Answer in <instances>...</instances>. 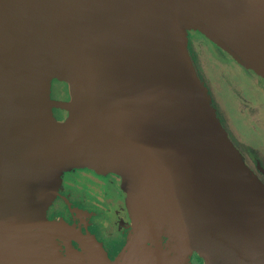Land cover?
I'll return each mask as SVG.
<instances>
[{"label": "water", "instance_id": "obj_1", "mask_svg": "<svg viewBox=\"0 0 264 264\" xmlns=\"http://www.w3.org/2000/svg\"><path fill=\"white\" fill-rule=\"evenodd\" d=\"M186 26L264 82V0H0V264H71L43 210L62 172L101 166L135 190L137 264H186L192 251L206 264H264V185L209 104ZM48 58L81 116L62 134L42 116V144Z\"/></svg>", "mask_w": 264, "mask_h": 264}, {"label": "rangeland", "instance_id": "obj_2", "mask_svg": "<svg viewBox=\"0 0 264 264\" xmlns=\"http://www.w3.org/2000/svg\"><path fill=\"white\" fill-rule=\"evenodd\" d=\"M183 33L185 36L184 38L187 54L193 65V68L195 69L199 81L204 87L209 104L213 108L214 113L216 110L215 108H217L220 112L223 111L224 114L229 116L233 123V135L237 140H242L247 144L251 142L259 143V139L263 137V135L259 132L261 129H258L257 123L260 126L264 123V82L251 71L234 61L223 49L214 45V43L206 38L205 35H202L197 29H192L191 27L186 26ZM37 72L39 73L41 82L45 83V89L44 86H42V102L45 98L46 103L42 113L40 111L39 126L37 128L36 134L42 144H45L49 141L48 135L46 134L47 131L43 130V126L40 124V121H44L45 119L50 120L53 118V121L59 125L64 124L66 121H69L75 117L79 119L81 114H79V112L74 110L72 107V97L74 99L73 87L62 75L59 65L57 66V64L49 58L48 62L44 64L42 63V65L40 64L39 60ZM259 102L262 104V108L258 110L257 106ZM42 116H44L45 119H42ZM219 123L224 129L222 123L220 121ZM50 125L51 128H53V125ZM64 126L65 124L62 125L63 130L55 126L59 134H62L64 130L66 131ZM82 126L83 124L77 126V128L82 129ZM54 134L55 138L61 139L56 132H54ZM228 139L232 143L231 138L228 137ZM94 149L97 148L95 146L89 147V153H98V151ZM237 151L245 167L256 177V179H258L255 173L244 162L243 157L238 149ZM85 169L94 171L90 168L80 167L71 168L62 172L59 175V183L55 192V196L59 193L62 177V182H64L65 185L73 186L72 188L74 192L77 190V193L79 194H88V191H90L89 188L93 186V181H95V184H97L100 182V180L92 177L90 173L85 171ZM101 170L102 173L100 175L111 173L117 176L118 179H116V184L118 181V187L124 195V203L128 207H131L134 211H137V204L133 200V192H135V190L132 185H129L127 180L124 179L125 173L120 172L125 171H107L105 166H101ZM81 175L83 177L86 176L89 178L91 182L86 184L79 183L80 180H82ZM260 183L262 182L260 181ZM55 196L51 202L54 200ZM48 206L49 204L43 210V219L46 224V231L48 233L49 239L51 240L50 242L52 244L54 253L62 256L60 251L61 246L57 240L62 236V234H66V230L61 226L56 229L54 227L53 221L47 219L46 209ZM24 227L20 228V237L24 243L30 244L32 243L33 239L29 235V230L33 228H29L28 226ZM37 239L40 238L38 237ZM165 240L166 237L162 235L159 239L160 244L163 245ZM83 247H85L83 248L85 249V252H76V254H78L76 256V261L72 262L71 264H115V259H105L104 254H99V249L92 244L84 243ZM100 249H102V247H100ZM84 256H86V261H84ZM233 263L236 264V262Z\"/></svg>", "mask_w": 264, "mask_h": 264}, {"label": "flooded vegetation", "instance_id": "obj_3", "mask_svg": "<svg viewBox=\"0 0 264 264\" xmlns=\"http://www.w3.org/2000/svg\"><path fill=\"white\" fill-rule=\"evenodd\" d=\"M261 108L262 104L259 102L257 109ZM215 109V114L222 123L227 136L231 138L247 166L264 184V127H262L264 123L260 126L256 122L258 129H261L259 132L263 135L259 143L247 144L234 137L233 123L229 116ZM85 171L99 179L100 182L95 184L93 181V186L89 188L90 191L84 195L77 193V190L74 192L73 186L65 185L62 177L59 193L46 209L47 219L53 223L63 224L67 228L65 235L56 237L61 246L62 256L66 262H74L78 255L76 252H85L83 244L88 243L98 248L99 254H104L105 259H115L114 263L124 257L126 264H137L136 242L132 243L131 239L132 221L124 203V195L118 187V181L116 184L117 176L111 173L100 175L102 172L95 173L89 169ZM81 177L82 180L78 181L79 183L91 182L86 176L81 175ZM145 245L150 244L145 242ZM84 261H86V256H84ZM187 264H204V262L192 252Z\"/></svg>", "mask_w": 264, "mask_h": 264}, {"label": "trees", "instance_id": "obj_4", "mask_svg": "<svg viewBox=\"0 0 264 264\" xmlns=\"http://www.w3.org/2000/svg\"><path fill=\"white\" fill-rule=\"evenodd\" d=\"M131 236H132V235H131ZM192 252L195 253L199 258H201V260L204 262V264H206V262L204 261V259H203L201 256H199L195 251H192ZM192 252H191V253H192ZM191 253H190V254H191ZM190 254L187 255V261H188V257H189ZM187 261H186V264H187Z\"/></svg>", "mask_w": 264, "mask_h": 264}]
</instances>
